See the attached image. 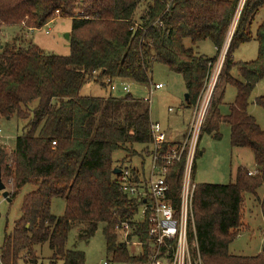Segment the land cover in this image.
Segmentation results:
<instances>
[{
    "label": "trees",
    "instance_id": "16d2710c",
    "mask_svg": "<svg viewBox=\"0 0 264 264\" xmlns=\"http://www.w3.org/2000/svg\"><path fill=\"white\" fill-rule=\"evenodd\" d=\"M0 0V27L20 26L39 30L56 18L71 20L69 55H48L38 47L9 48L0 42V119H27L23 107L36 102L22 135L8 153L0 145V173L13 200L27 185L20 218L0 244V264L35 263V247L48 245L52 258L62 264H84L82 252L67 249L69 233L78 240L92 237L102 225L105 253L111 264H147L148 226L137 219L142 201L123 194L114 169L129 158L141 161L129 167L135 176L144 170L151 151L149 101L130 94L121 98L81 97L89 81L106 88L114 80L139 85L151 82L154 65L179 74L194 107L206 85L213 63L238 14L224 55L222 72L212 96L201 135L220 140L219 126L229 127L231 148L248 149L255 175L238 167L227 185L196 184L192 198L195 238L202 264H264V194L256 199L263 224L261 251L254 257L228 251L245 222L247 196L256 198L264 184V130L248 114L250 96L264 79V19L255 32L252 25L264 0ZM146 3L145 13L137 15ZM185 41L190 46L185 45ZM209 41L212 58L200 56L196 46ZM255 41L257 56L250 62H234L243 44ZM235 70L239 79H234ZM236 94L223 116L224 88ZM220 89V90H219ZM217 91L219 92L218 95ZM254 104L264 109V96ZM52 143H55L52 145ZM177 144L166 143L164 149ZM140 146L141 152L134 148ZM116 152L125 157L113 162ZM198 155V152L196 156ZM195 156V158H196ZM184 160L167 168L168 195L178 206ZM64 201L59 217L51 214V202ZM128 227V239L142 243L139 255L129 253L119 241L118 229Z\"/></svg>",
    "mask_w": 264,
    "mask_h": 264
},
{
    "label": "rangeland",
    "instance_id": "374dc122",
    "mask_svg": "<svg viewBox=\"0 0 264 264\" xmlns=\"http://www.w3.org/2000/svg\"><path fill=\"white\" fill-rule=\"evenodd\" d=\"M240 8L241 7H239V9ZM145 9L146 3H143L137 10L136 18L144 14ZM237 18L238 14L233 21L234 25L236 24ZM263 18L264 8L261 9L259 14L255 17L252 25L253 33ZM233 24L230 28V32ZM70 30L71 20L68 18H56L39 30H27L20 26L0 27V42L2 45L15 49L18 47H27L32 44L45 54L66 57L69 55V39L67 35L70 36ZM255 43L256 42L253 41L252 43L249 42L248 45L242 46L234 54V60L237 62H249L254 60L256 58ZM199 53L205 57L212 58L215 55V50L209 41H204L199 45ZM220 55L221 54H219V56ZM232 75L236 79H239L237 71L234 70ZM150 77L151 82L146 86L131 81L114 80L109 86L103 88L100 84L89 81L82 87L80 96L91 98H121L130 94L136 99L149 100L150 120L152 123L159 124L162 130L167 133L184 132L185 127L191 120L192 110L194 108L186 106L185 95L187 93L182 77L158 64L154 65L151 69ZM157 84L163 85V88L160 90H153V86ZM221 86L222 85H220V89L222 88ZM225 89L223 103L220 106V114L223 116L228 114V106L234 101L236 94L235 89L231 86H225ZM210 93L211 89L207 84L199 105H202V103L206 104ZM218 93L217 91L216 96ZM261 96H264V79L254 88L250 96L247 111L256 119L258 125L264 129V109L254 104L255 98ZM35 106L36 102H33L29 104L28 107L22 108L27 119L19 120L16 116L10 119H0V145L3 146L8 153L13 150L15 139L22 135L23 128L31 118V111ZM219 133L221 135L220 140H213L205 133L200 136L197 149L201 155L196 156L192 168V182L195 185L204 183L227 185L234 181L237 167L244 166L248 169L253 168V157L248 149H233L230 147L229 127L225 124H221L219 126ZM142 149L143 148L140 146L134 148L136 152H141ZM240 151L243 153H239ZM124 157L125 153L116 152L113 155V162L116 163ZM140 162L139 158L131 156L125 164L126 166L138 168ZM148 165L149 159L145 157L144 168L146 169ZM6 191L10 193L7 187ZM32 191H34V188L27 185L23 187L19 194L13 200H10V202L3 199L0 192V244L4 234H9L12 231L14 222L20 218V206L23 197ZM259 192L261 193L262 189ZM256 199L259 198H257V196L256 198L250 196L246 201L245 222L247 223V229L242 230L234 242L229 246L228 251L231 255L254 257L261 251L263 224ZM63 211L64 201L58 198L53 199L50 208L51 214L55 217H59L63 214ZM77 234V229L71 230L68 236L67 249L82 252L84 255V264H103L105 261H110V258H108L105 253L102 225H100L95 234L87 240H78ZM122 238L119 237V240H122ZM34 250V264H62L61 261L52 258V252L47 244L37 246ZM139 250L140 248L134 245L128 248L131 254H136ZM18 264L25 263L19 260Z\"/></svg>",
    "mask_w": 264,
    "mask_h": 264
},
{
    "label": "built area",
    "instance_id": "2783aa9c",
    "mask_svg": "<svg viewBox=\"0 0 264 264\" xmlns=\"http://www.w3.org/2000/svg\"><path fill=\"white\" fill-rule=\"evenodd\" d=\"M243 2L244 0H240L239 7H242ZM234 27L233 24L232 30L229 31L222 47L223 50L221 49V55H218L219 58L211 67L206 85L193 107L192 117L182 142L164 149V145L168 143L166 135L159 124L151 122L152 142L148 167L144 170L140 169L134 176L130 166L125 164L119 169V174L116 176V182L123 194L129 198L142 201L138 209L137 219L140 222H145L148 226L146 244L150 250V257L147 264H202L196 244L192 214V198L195 189V184L192 182V168L198 152L197 147L201 131L222 71L224 55ZM207 84L211 89L209 99L206 104L199 105ZM162 88L163 85L161 84L153 86V90ZM54 144L52 143V145ZM181 160H184V167L180 180L178 206L175 208L168 197L170 187L166 182V172L169 166ZM255 173L256 171L248 172V175L251 176ZM118 234L119 237H123L119 241L125 243L127 248L131 245L138 246L139 252H141L142 243L128 239L129 231L126 225H122L118 229ZM139 252L133 255H139ZM103 264L111 263L105 261Z\"/></svg>",
    "mask_w": 264,
    "mask_h": 264
},
{
    "label": "crops",
    "instance_id": "0c3cea01",
    "mask_svg": "<svg viewBox=\"0 0 264 264\" xmlns=\"http://www.w3.org/2000/svg\"><path fill=\"white\" fill-rule=\"evenodd\" d=\"M264 19V18H263ZM262 19V20H263ZM52 22V21H51ZM50 22V23H51ZM258 26V25H257ZM255 30H256V28H255ZM255 32V31H254ZM188 44H187V43ZM253 41H251V43H252ZM249 43H246V44H243V45H241L237 50H236V52L242 47V46H245V45H248ZM256 44V43H255ZM185 45L187 46V47H189L190 46V43L188 42V41H185ZM199 45H200V43L196 46V52H197V54L198 55H200V56H204V55H201L200 53H199ZM235 52V53H236ZM234 53V54H235ZM255 54V53H254ZM234 56V55H233ZM256 56H257V44H256ZM205 57V56H204ZM206 58H209V57H206ZM233 61L234 62H237V61H235L234 60V57H233ZM253 61V60H252ZM250 62V61H249ZM234 71V70H233ZM233 71L231 72V76L233 77V75H232V73H233ZM234 79H236L235 77H233ZM261 82V81H260ZM259 82V83H260ZM221 87L222 88H224L223 87V81H222V83H221ZM256 87V86H255ZM224 90H226L225 88H224ZM224 93H225V91H224ZM186 101V100H185ZM222 103H223V101H222ZM149 104H150V101H149ZM221 106V105H220ZM192 108V107H191ZM219 111H220V107H219ZM249 114V113H248ZM250 115V114H249ZM251 117H253L252 115H250ZM254 118V117H253ZM255 121H256V119H254ZM151 121V120H150ZM152 122V121H151ZM256 123H257V121H256ZM257 125H258V123H257ZM259 126V125H258ZM187 127V126H186ZM186 127H185V129H184V132H179V133H174V132H172V133H167L166 131H164V133H165V135H166V138H167V141H168V143H170V144H179V143H181L182 142V140H183V138H184V135H185V132H186ZM260 127V126H259ZM260 129L261 130H264V129H262L261 127H260ZM238 150H242V149H238ZM239 153H243V152H239ZM198 155H201V153L200 152H198ZM253 157V156H252ZM239 167H242V168H245V169H247L249 172H255L256 171V168H255V165H253V168L252 169H248L247 167H244V166H239ZM238 168V167H237ZM236 168V169H237ZM262 189V192L260 193L259 191ZM263 194H264V184L257 190V192H256V196H257V198H259V199H261L262 198V196H263ZM249 197L250 196H247V199H246V201L249 199ZM255 198V197H254Z\"/></svg>",
    "mask_w": 264,
    "mask_h": 264
},
{
    "label": "water",
    "instance_id": "95a60500",
    "mask_svg": "<svg viewBox=\"0 0 264 264\" xmlns=\"http://www.w3.org/2000/svg\"><path fill=\"white\" fill-rule=\"evenodd\" d=\"M67 38L69 39V35H67ZM187 98H188V95L186 94L185 95V100H187ZM112 174L113 175H118L119 174V170L118 169H114L113 172H112ZM0 192L2 194L3 199H5L8 202H10V199L8 197V192L6 191V187L3 184L2 179H1V173H0Z\"/></svg>",
    "mask_w": 264,
    "mask_h": 264
}]
</instances>
